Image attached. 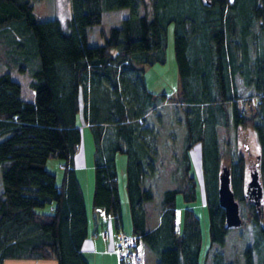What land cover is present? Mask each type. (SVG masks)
<instances>
[{"label": "trees", "instance_id": "obj_1", "mask_svg": "<svg viewBox=\"0 0 264 264\" xmlns=\"http://www.w3.org/2000/svg\"><path fill=\"white\" fill-rule=\"evenodd\" d=\"M70 6L63 24L40 19L31 0H0V60L6 66L0 74V264L5 258L88 264L81 252L87 215L73 161L82 140L78 117L94 143L93 207L121 224L116 156L124 153L131 233L142 238L154 264H201L200 223L192 208L182 210L174 230L177 194L195 200L189 155L195 144L209 217L203 264L213 245L224 246L229 228L218 183L228 143L220 133L230 125L236 133L252 129L254 161L235 151L226 166L252 234L264 239V0H150L149 10L146 0H70ZM121 9L128 10L121 24L103 43L88 44L87 29L100 24L105 12ZM171 21L180 81L175 96L149 90L142 66L165 61ZM15 68L28 73L33 100L21 96L11 76ZM237 73L248 95L233 84ZM167 101L179 105L184 134L169 168L173 185L162 192L159 223L150 228L146 204L155 193L146 181L159 157L158 133L146 119ZM50 157L61 161L58 184L46 167ZM250 166L261 184L256 200L247 189ZM255 254L248 247L243 264H259Z\"/></svg>", "mask_w": 264, "mask_h": 264}, {"label": "rangeland", "instance_id": "obj_2", "mask_svg": "<svg viewBox=\"0 0 264 264\" xmlns=\"http://www.w3.org/2000/svg\"><path fill=\"white\" fill-rule=\"evenodd\" d=\"M33 4V9L35 14L40 19L47 18H58L63 24H66L68 18L70 17L71 6L70 0H31ZM150 8V0H146V9ZM127 9L107 11L103 14V19L100 24H97L91 28L87 29L86 41L88 44H101L104 42V37L108 36L111 27L119 26L121 24V19L127 14ZM174 21H171L167 27V39H166V49L165 55L166 59L164 62H154L152 64H142L144 68V80L146 87L156 93L164 92L169 96H175L180 87L179 81V71L178 65L174 55ZM190 27V26H189ZM189 58H193L195 55L192 50L188 51ZM199 56H203L199 54ZM5 64L0 60V74L5 71ZM11 76L13 79L17 80L22 87V91L27 96L31 93L30 87L28 85L30 77L27 72H19L16 68L11 70ZM241 77L237 73L233 77V84H235L237 91L241 96L248 95L249 93H244V87L241 82ZM227 114L230 113V109L227 108ZM146 119V124L152 127L158 134H170L171 145L164 147L165 150L170 151V153H165L160 159L163 165L164 172L169 173V168H171L173 163V153H178L182 143V134H184V126L181 122L182 111L179 109L177 103L170 101L163 102L157 106ZM81 130L84 131V136L82 140H86V152L92 154L91 149H94L93 139L91 135L90 128L87 124L83 125L80 118H77ZM84 129V130H83ZM222 139H224L228 144L226 148L222 150L221 162L226 165L231 159V156L235 151H239L244 154L245 157L252 163L254 161V155L256 154L255 145V135L254 131L251 129L249 132H239L236 133L232 126L230 125L227 129H223L220 133ZM163 138V137H162ZM169 139V138H168ZM159 142V141H157ZM81 144V143H80ZM158 148V147H157ZM200 150V145L195 144L192 151V158L196 156L197 152ZM197 151L196 153H194ZM200 153V151L198 152ZM125 156L124 153H122ZM126 157V156H125ZM201 157V156H200ZM59 159L55 157H50L47 159L46 166L48 170L60 174L61 169L58 167ZM157 164V161H156ZM160 164V165H161ZM192 173L195 177L198 175L197 165L191 161ZM253 167L250 166L247 169L246 181L250 180V171ZM54 173V174H55ZM198 182V181H197ZM2 190V180L0 171V191ZM176 200L177 204L183 208L191 207L199 218L200 232H201V252L200 261L203 264L202 258L209 248L210 238H209V217L206 205L203 203L201 198V188L200 183H197V198L190 202H184L181 194H177ZM185 204V205H184ZM240 212L242 217V224L237 227L229 228L226 236V242L224 246L213 245L212 248L208 250V258L205 264H225L230 262L233 264H243V257L245 250L250 247L255 254V260L260 259L259 264H264V239L260 237L258 242L257 234H252L251 226L246 222L245 215H243L241 210V204L239 202ZM159 211V209H158ZM245 216V217H244ZM257 255V257H256ZM153 255L147 254L144 264H154ZM219 264V263H218Z\"/></svg>", "mask_w": 264, "mask_h": 264}, {"label": "crops", "instance_id": "obj_3", "mask_svg": "<svg viewBox=\"0 0 264 264\" xmlns=\"http://www.w3.org/2000/svg\"><path fill=\"white\" fill-rule=\"evenodd\" d=\"M30 91L31 93L25 96L21 87V96L24 99L30 101L33 100L34 93L32 89H30ZM80 121L83 125H85V123L81 118ZM83 136H84V131H82V137ZM181 137H183V134ZM85 144H86V140L83 139V141H81V144L78 146L74 154V160H73L75 174L79 182V185L81 187V191L84 198L86 215H87L88 233L82 243L81 252L88 264H121L118 256L115 253L117 221L115 217L111 214H106V216L103 218L102 216L99 215L97 209L93 207L92 195L94 189V168H93L94 149H91V151L93 150L92 154L90 152V147L88 149L89 153L86 152ZM169 144L171 145L170 134H161V135L158 134L156 140V146L158 147L157 152L159 157L157 161V168H155L152 176L148 178L146 181V183H150V185L153 186L155 193L154 201L146 204L147 212L149 214L147 223L150 228L155 227L159 223L160 214L158 209L162 197V192L166 188L171 187L173 185V179L170 176V173L166 174V171L164 172L163 165L161 164L162 161L160 159L165 153H170L169 149L167 151L164 148ZM193 148L194 146L189 151L190 159L191 161L193 160V162L197 165L198 168L200 166V169H198V175L195 177V175L193 174L196 182L195 199L197 198V183L199 182L201 188V198L203 200V203L205 204L203 175L201 169V157H200V153H198L200 150L198 152L195 151L194 153L197 152L196 153L197 155L194 156V158H192ZM171 162H173V160ZM125 163H126V157L123 156L122 154H118L116 156V169H117V195H118L119 216H120L122 229L126 232H131L132 226H131L128 196L126 190ZM60 164L61 161L59 160L58 167H60ZM61 175H62V169L60 174L55 173V180L57 184L60 183L61 181ZM177 202L178 201L176 200L177 210H179L182 214V210L186 206L183 208L182 206L177 204ZM188 208L191 207L188 206ZM102 233L105 234V237L102 235ZM2 264H57V262L55 259L52 258L49 259L5 258Z\"/></svg>", "mask_w": 264, "mask_h": 264}, {"label": "water", "instance_id": "obj_4", "mask_svg": "<svg viewBox=\"0 0 264 264\" xmlns=\"http://www.w3.org/2000/svg\"><path fill=\"white\" fill-rule=\"evenodd\" d=\"M247 189L251 191L256 200L261 196V184L256 169L250 171V180ZM218 202L224 210L225 225L227 228L237 227L242 224L239 201L235 198L230 184L229 170L226 165L221 166L218 183Z\"/></svg>", "mask_w": 264, "mask_h": 264}, {"label": "built area", "instance_id": "obj_5", "mask_svg": "<svg viewBox=\"0 0 264 264\" xmlns=\"http://www.w3.org/2000/svg\"><path fill=\"white\" fill-rule=\"evenodd\" d=\"M97 211L103 218L107 214L102 208H97ZM180 222L181 212L176 210L174 214V230L176 232L180 229ZM102 235L105 237V234L102 233ZM115 253L121 264H144L146 260V250L142 238L139 235L124 231L119 221L117 223Z\"/></svg>", "mask_w": 264, "mask_h": 264}]
</instances>
